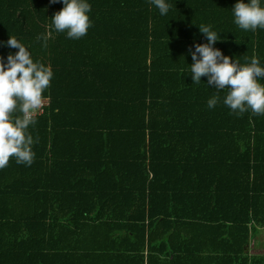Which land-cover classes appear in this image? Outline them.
Here are the masks:
<instances>
[{"label":"trees","instance_id":"1","mask_svg":"<svg viewBox=\"0 0 264 264\" xmlns=\"http://www.w3.org/2000/svg\"><path fill=\"white\" fill-rule=\"evenodd\" d=\"M88 2L71 39L50 27L60 0H0V41L53 72L32 164L0 168V264H264V115L232 113L223 91L209 109L216 90L187 70L198 25L241 63L264 62V29L232 22L236 0H169L165 16Z\"/></svg>","mask_w":264,"mask_h":264},{"label":"clouds","instance_id":"2","mask_svg":"<svg viewBox=\"0 0 264 264\" xmlns=\"http://www.w3.org/2000/svg\"><path fill=\"white\" fill-rule=\"evenodd\" d=\"M55 3L57 0H50ZM63 7L50 18V27L67 38L79 39L86 35L91 20V5L88 0H60ZM161 16L170 10L169 0H150ZM232 22L241 30L264 29V0H236L230 9ZM206 43H195L189 49L192 63L187 64L192 84H199L206 77L207 85L216 90L207 100V107L214 108L225 92L222 103L232 113L241 115L251 111L264 115V62L255 54L245 57L241 63L236 58L224 55L215 42L222 40L211 25H198ZM37 39L46 45L47 34ZM0 44L14 49L6 58L0 57V168L10 159L17 164L31 165L35 156L34 140L29 129L37 123V114L42 109L45 92L53 72L50 66L34 60L29 48L16 37L10 36ZM194 49V50H193Z\"/></svg>","mask_w":264,"mask_h":264},{"label":"rangeland","instance_id":"3","mask_svg":"<svg viewBox=\"0 0 264 264\" xmlns=\"http://www.w3.org/2000/svg\"><path fill=\"white\" fill-rule=\"evenodd\" d=\"M256 236V238L260 241V243L255 244V248L257 249L264 245V229H262Z\"/></svg>","mask_w":264,"mask_h":264},{"label":"built area","instance_id":"4","mask_svg":"<svg viewBox=\"0 0 264 264\" xmlns=\"http://www.w3.org/2000/svg\"><path fill=\"white\" fill-rule=\"evenodd\" d=\"M47 104H48V101H47V99H46L45 102H44L43 107H44V106H47ZM43 107H42V109L38 112L37 115H40V114L43 112Z\"/></svg>","mask_w":264,"mask_h":264},{"label":"crops","instance_id":"5","mask_svg":"<svg viewBox=\"0 0 264 264\" xmlns=\"http://www.w3.org/2000/svg\"><path fill=\"white\" fill-rule=\"evenodd\" d=\"M257 237V236H256ZM258 249V248H257Z\"/></svg>","mask_w":264,"mask_h":264}]
</instances>
